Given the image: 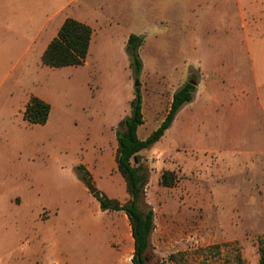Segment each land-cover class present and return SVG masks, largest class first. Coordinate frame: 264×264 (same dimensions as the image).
<instances>
[{
	"label": "rangeland",
	"instance_id": "374dc122",
	"mask_svg": "<svg viewBox=\"0 0 264 264\" xmlns=\"http://www.w3.org/2000/svg\"><path fill=\"white\" fill-rule=\"evenodd\" d=\"M81 3L99 21L86 64L53 68L34 56L22 78L17 71L0 88L2 96L21 79L15 109L10 103L0 116V264H123L114 213L102 212L92 189L129 199L116 130L130 115L135 83L144 115L138 135L146 139L191 80L196 98L219 103H187L140 153L149 170L143 207L153 209L155 222L149 262L237 264L240 254L243 264H258L264 0H77L72 7ZM131 33L143 37L139 74L126 51ZM24 89L50 103L45 124L31 125L16 110ZM165 170L176 173L175 185L162 184ZM129 226L122 234L131 239L128 257Z\"/></svg>",
	"mask_w": 264,
	"mask_h": 264
},
{
	"label": "trees",
	"instance_id": "16d2710c",
	"mask_svg": "<svg viewBox=\"0 0 264 264\" xmlns=\"http://www.w3.org/2000/svg\"><path fill=\"white\" fill-rule=\"evenodd\" d=\"M92 37L93 28L89 24L73 17H67L57 36L50 41L42 54V63L53 68L84 65ZM142 44V36L135 33L130 34L126 51L136 74L140 73L143 65L139 55ZM195 91L196 84L191 82H186L180 87L174 93L170 108L161 125L146 139H140L138 129L144 123L143 101L140 88H135V96L130 101V115L120 120L116 130L118 141L116 163L118 171L126 182L129 199L121 203L118 199L110 198L98 190L93 192L102 211H123L128 216L134 239L133 264H151L147 251L150 247L151 234L155 228L153 209L143 207L145 188L149 182V170L141 162L140 153L161 140L183 106L193 100ZM50 112L49 102L36 95H31L25 106L23 117L31 125H41L48 121ZM82 178L89 182V173L83 172ZM176 180L177 175L174 171L165 170L161 175V182L164 186L171 187L175 185ZM258 251V264H264V237L258 239ZM237 259V264L244 263L240 254L237 255Z\"/></svg>",
	"mask_w": 264,
	"mask_h": 264
},
{
	"label": "crops",
	"instance_id": "0c3cea01",
	"mask_svg": "<svg viewBox=\"0 0 264 264\" xmlns=\"http://www.w3.org/2000/svg\"><path fill=\"white\" fill-rule=\"evenodd\" d=\"M77 0H0V88L11 78V75L17 71L20 78L23 77L30 61L34 60V56L42 57L50 41L57 36L58 31L67 17H73L79 21L89 24L93 28V37L91 40L90 50L93 47L97 30L94 23L99 21L86 14L83 3L73 8V4ZM71 8V11L69 9ZM103 23V22H102ZM42 61V60H41ZM86 64V62H85ZM84 64V65H85ZM7 69L5 75L2 74L3 69ZM11 72V73H10ZM19 75L16 74L15 77ZM21 79L16 82V86L20 85ZM14 88H8L5 94L0 96L2 103L0 105V116L9 110V106L14 107ZM25 90V89H24ZM197 91V86H196ZM195 91V93H196ZM18 100L16 110L22 115L26 104L31 95H36L44 100L43 95L37 91L28 89L24 91ZM194 98L191 102L201 101L202 105L208 104V100L213 103H219V98ZM5 98V99H4ZM4 99V100H3ZM47 101V100H46ZM48 102V101H47ZM11 103V104H10ZM15 109V107H14ZM14 111V110H13ZM264 154V153H263ZM262 154V155H263ZM103 213L112 212L111 223L120 230L119 240L122 241L121 261L123 264H133V254L128 257L127 251L130 250L131 239L123 240V233L129 231L128 216L121 211H102ZM259 261V259H258Z\"/></svg>",
	"mask_w": 264,
	"mask_h": 264
},
{
	"label": "water",
	"instance_id": "95a60500",
	"mask_svg": "<svg viewBox=\"0 0 264 264\" xmlns=\"http://www.w3.org/2000/svg\"><path fill=\"white\" fill-rule=\"evenodd\" d=\"M192 84H196V82L195 81H193V80H191L190 81ZM140 86V83L137 81L136 83H135V87H139ZM92 192H94V189H92Z\"/></svg>",
	"mask_w": 264,
	"mask_h": 264
}]
</instances>
